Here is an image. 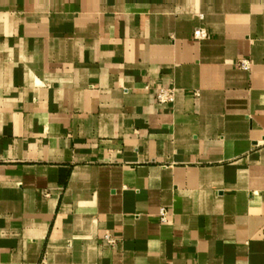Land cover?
<instances>
[{
    "label": "crops",
    "instance_id": "0c3cea01",
    "mask_svg": "<svg viewBox=\"0 0 264 264\" xmlns=\"http://www.w3.org/2000/svg\"><path fill=\"white\" fill-rule=\"evenodd\" d=\"M0 264H264V0H0Z\"/></svg>",
    "mask_w": 264,
    "mask_h": 264
},
{
    "label": "built area",
    "instance_id": "2783aa9c",
    "mask_svg": "<svg viewBox=\"0 0 264 264\" xmlns=\"http://www.w3.org/2000/svg\"><path fill=\"white\" fill-rule=\"evenodd\" d=\"M209 38V33L207 30L203 28H198L194 32V39L196 41H204ZM238 68L244 71H250L251 69V63L250 61L247 60H242L238 63ZM149 89V87L147 88ZM156 101L160 105H173L176 101V89L174 87H161L158 88L156 91ZM159 219L162 223H167L170 221V212L167 209H162L159 215ZM105 241L110 245V246H115L116 245V240L111 238L110 236H107L105 238Z\"/></svg>",
    "mask_w": 264,
    "mask_h": 264
}]
</instances>
